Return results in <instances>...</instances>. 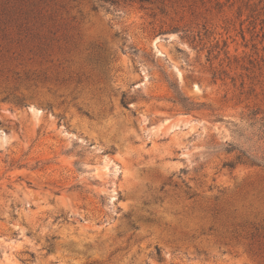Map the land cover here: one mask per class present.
<instances>
[{
  "label": "rangeland",
  "instance_id": "374dc122",
  "mask_svg": "<svg viewBox=\"0 0 264 264\" xmlns=\"http://www.w3.org/2000/svg\"><path fill=\"white\" fill-rule=\"evenodd\" d=\"M252 110L264 0H0V264H264Z\"/></svg>",
  "mask_w": 264,
  "mask_h": 264
},
{
  "label": "trees",
  "instance_id": "16d2710c",
  "mask_svg": "<svg viewBox=\"0 0 264 264\" xmlns=\"http://www.w3.org/2000/svg\"><path fill=\"white\" fill-rule=\"evenodd\" d=\"M182 103L186 110L190 111L193 109L192 107L189 106L190 103H187L185 100L184 101L182 100ZM258 114H259L258 110L250 111L247 117L248 120H250L249 124L252 127L254 123H258L261 126V128H264V116L259 118L257 117ZM262 131L264 132V129ZM238 134L240 137H246L244 136V133H238ZM220 150H223L226 153H235L233 159L228 160L224 163V165L229 166L230 168H234L239 163L264 166V157H260L258 154L254 152H250L248 149L244 148L243 146L237 145L232 141L225 142V144L221 146Z\"/></svg>",
  "mask_w": 264,
  "mask_h": 264
}]
</instances>
